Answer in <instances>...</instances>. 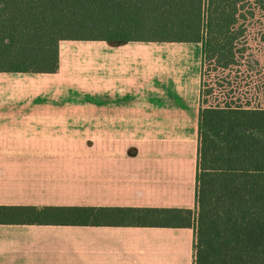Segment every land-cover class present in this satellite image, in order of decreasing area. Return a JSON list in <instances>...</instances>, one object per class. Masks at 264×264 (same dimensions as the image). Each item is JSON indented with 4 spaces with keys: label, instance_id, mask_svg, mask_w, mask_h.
I'll return each instance as SVG.
<instances>
[{
    "label": "crops",
    "instance_id": "1",
    "mask_svg": "<svg viewBox=\"0 0 264 264\" xmlns=\"http://www.w3.org/2000/svg\"><path fill=\"white\" fill-rule=\"evenodd\" d=\"M202 42L60 41L0 71V205L196 209ZM194 227L0 224V264H193Z\"/></svg>",
    "mask_w": 264,
    "mask_h": 264
},
{
    "label": "trees",
    "instance_id": "2",
    "mask_svg": "<svg viewBox=\"0 0 264 264\" xmlns=\"http://www.w3.org/2000/svg\"><path fill=\"white\" fill-rule=\"evenodd\" d=\"M202 42L196 209L0 205V224L194 227L193 264H264V0H0V71L60 41Z\"/></svg>",
    "mask_w": 264,
    "mask_h": 264
}]
</instances>
